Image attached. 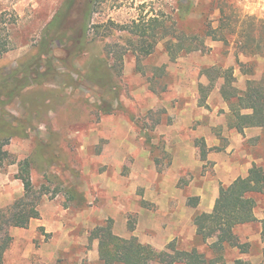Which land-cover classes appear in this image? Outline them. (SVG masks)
I'll return each instance as SVG.
<instances>
[{
    "label": "rangeland",
    "instance_id": "374dc122",
    "mask_svg": "<svg viewBox=\"0 0 264 264\" xmlns=\"http://www.w3.org/2000/svg\"><path fill=\"white\" fill-rule=\"evenodd\" d=\"M186 1L0 0V123L8 134L0 137V208L24 194L17 177L26 159L44 193L40 217L11 228L5 264H103L94 233L110 220L116 234L159 250L175 242L215 255L220 236L198 237L195 216L249 162L264 164V130L228 127L223 77L201 106L200 85L210 82L203 69L232 66L245 89L264 77V56L240 52L245 40L235 34L228 43L207 38L205 52L175 60L162 40L139 60L137 36L121 25L166 15L203 33L219 25L222 7L233 23L264 19V0H191L181 18ZM228 163L237 165L232 173ZM254 211L257 221L235 228L241 246L226 244L219 264H264L261 194Z\"/></svg>",
    "mask_w": 264,
    "mask_h": 264
},
{
    "label": "trees",
    "instance_id": "16d2710c",
    "mask_svg": "<svg viewBox=\"0 0 264 264\" xmlns=\"http://www.w3.org/2000/svg\"><path fill=\"white\" fill-rule=\"evenodd\" d=\"M179 13L185 16L192 8L191 0L180 2ZM219 25L214 27L211 23L206 25L205 31L195 32L181 28L177 18L166 15L143 17L130 25H121L123 30L137 36L136 52L138 59L153 54L158 43L165 40V48L171 59L194 52H205L208 49L207 38L229 42L232 35L245 40L239 46L240 52L246 56H264V34H257L259 28L264 27V19L246 16L241 24L231 21L232 16L221 8ZM180 13V14H181ZM180 17V16H177ZM125 51L117 54L120 68L123 67ZM244 66V65H243ZM140 69V65H139ZM142 70V69H140ZM246 74L253 73L252 69ZM234 67L222 69L219 66L205 67L203 74L209 78V85H200L201 106H207V98L215 83L224 78L221 94L229 104L228 127L244 132L246 128L260 127L264 130V77L249 79L245 89L237 87L234 76ZM0 123V137H6L5 130ZM7 141H0L1 145ZM209 149L206 142L201 141L200 155L204 160ZM24 185V194L14 203L0 208V264H5V255L14 237L11 228H26L30 222L40 217L39 205L44 193L34 186L31 175V162L26 159L20 163L18 177ZM264 195V166L254 163L247 176H240L228 185L220 187L219 196L210 212H200L195 216L197 236L203 240L220 236L218 241L212 243L215 251L213 257H208L197 248L192 250L179 249L175 242L159 250L151 244L138 242L134 239L122 237L114 232L113 220L96 228L94 237L101 244V259L103 264H219L224 261L223 250L225 245L238 246L239 243L235 228L239 225L257 221L254 211V195ZM193 200H197L194 198ZM197 205V202L195 203ZM262 236L264 239V219H262Z\"/></svg>",
    "mask_w": 264,
    "mask_h": 264
},
{
    "label": "crops",
    "instance_id": "0c3cea01",
    "mask_svg": "<svg viewBox=\"0 0 264 264\" xmlns=\"http://www.w3.org/2000/svg\"><path fill=\"white\" fill-rule=\"evenodd\" d=\"M251 128V127H250ZM246 129H248V128H246ZM245 129V130H246ZM239 132V131H238ZM230 150V149H229ZM257 164H262L263 166H264V164L263 163H261V162H259V163H257ZM252 167V164L249 162V164H248V166H247V168H246V170H245V172L241 175V176H247V174H248V172H249V169ZM225 168H227V170H228V172H233L234 170H236V168H237V165H235V164H232V163H228L226 166H225ZM238 177H240V176H238ZM238 177H236V178H238ZM236 178H234L233 179V181L236 179ZM232 181V182H233ZM231 183V182H230ZM230 183H228V184H230ZM220 191V190H219ZM219 191H218V193L216 192V194H215V198H214V202H213V204H212V206H211V208H210V210H207V211H204V212H210V211H212L213 210V208H214V205H215V201H216V199H217V197L219 196ZM264 196V195H263ZM203 200H204V198H203Z\"/></svg>",
    "mask_w": 264,
    "mask_h": 264
}]
</instances>
